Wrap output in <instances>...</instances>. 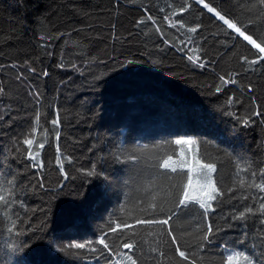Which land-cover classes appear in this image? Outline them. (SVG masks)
<instances>
[{"label":"trees","instance_id":"trees-1","mask_svg":"<svg viewBox=\"0 0 264 264\" xmlns=\"http://www.w3.org/2000/svg\"><path fill=\"white\" fill-rule=\"evenodd\" d=\"M233 2L250 5L253 0H229L230 4ZM182 3L183 0H0V65H3L0 68V88L5 90L0 93V114L6 113L5 122L0 123V153H3L0 160L5 165L10 163L13 170L23 172L25 184L38 185L42 180L47 186L54 187L58 181L64 182L56 164L58 146L65 157L72 158L71 164L65 158L62 162L66 171L75 175L76 168L87 169L93 163L102 164L99 157H108L114 137L125 139L127 148L136 143L148 144V154H175L178 158L180 146L175 145L174 140L187 133L197 144L185 146L186 153L189 148L198 150L204 162L215 163L217 173L214 178L222 180L218 186L226 193L236 179L237 163L241 167L251 164L248 173H241L246 182L250 180L251 170L264 167V123L261 122L264 118L252 117L255 123L244 127L219 106L224 105L228 97H233L239 98L241 103H233L229 111L240 117L250 114L253 100L264 110V63L257 64L255 71H244L247 66L240 61V55L251 59L258 53L240 41L235 50L219 46L211 49L218 60L215 71L211 67L193 71L182 54L164 44L161 33L156 32L158 26L164 38L174 43L177 37L184 38L163 19L172 11L168 4L178 7ZM160 8L165 11L161 12ZM148 15L156 19L155 26L151 21L135 26L137 20H146ZM181 16L188 26L199 21L195 6L190 13ZM203 19L207 28L214 29L207 15ZM242 19L246 21L247 18L242 16ZM252 30L264 33V20L258 21ZM113 33L120 39L114 40ZM113 58L119 61L135 59L139 63L121 68ZM152 60L161 63L154 65ZM13 64L17 67L13 68ZM60 64L64 67H59ZM28 67L35 71L30 72ZM45 71L48 76L43 75ZM233 72L238 73L233 77L237 84L227 85L225 92H210L204 87L218 83V74L227 78V74ZM21 74L22 78L17 79ZM96 76L103 78L97 82ZM30 91L40 93V105L36 104L35 95L29 96ZM37 107L41 114L39 124L35 118ZM97 109L98 115L93 116ZM57 117L60 120L59 140L50 123ZM130 121L134 130L129 127ZM32 127H36L35 133H31ZM19 133L35 138L34 150L38 143H45L44 149L40 150L44 162L42 171L31 168L30 164L25 168L28 161L24 159L27 146L22 144L23 135L17 136L23 155L19 159L13 158L11 137ZM154 144L158 147L153 148ZM238 156L246 157V160H238ZM47 157L49 166L46 165ZM102 166L112 175L121 172V166L113 164L110 159ZM257 182H260L259 177ZM79 183V180L75 185L69 182L66 191ZM98 183L85 184L84 190L94 192ZM252 191L258 196L264 195L255 189ZM231 195H226L225 211H228V197ZM47 199L37 188L36 194L30 195L29 207L42 208ZM62 200L65 202L62 205L60 201L53 202V212L57 205L69 207L72 197L65 196ZM199 211L202 210L197 205L192 215ZM213 216L219 219V209ZM39 219L40 213L36 212L34 222L38 223ZM99 223L96 220L94 226ZM176 227L192 233L186 239L195 243V222L191 221V216L183 217ZM261 228L264 225L254 218L247 229L249 238L245 240L242 226L228 228L225 225L219 234L223 239H218L216 244L245 252L259 264L260 253L264 251V240L259 239L261 233L258 229ZM142 236L147 243L140 241L144 255H141L139 264H156L148 256L155 255L150 253V246H156L158 237H148L146 233ZM92 238L91 233L76 237L78 242ZM3 242L4 236H0V245ZM164 250L167 255L159 258L160 264H173L172 253L166 245ZM216 251L221 249L217 247ZM61 259L73 264L75 258L69 255Z\"/></svg>","mask_w":264,"mask_h":264},{"label":"snow or ice","instance_id":"snow-or-ice-1","mask_svg":"<svg viewBox=\"0 0 264 264\" xmlns=\"http://www.w3.org/2000/svg\"><path fill=\"white\" fill-rule=\"evenodd\" d=\"M194 6L199 13V21L193 26H188L181 14L190 13ZM167 7L172 11L164 15L163 19L184 38L177 37L174 43L164 38L158 26L156 32L161 33L164 44L170 45L182 54V58L193 71L209 67L215 71L218 60L213 56L211 49L219 46L235 50L239 47L240 41L246 42V45L258 53L251 59L247 55H240V61L247 66L244 71H255L257 64L264 63V33L252 30L258 21L264 20V0H253L250 5L235 2L230 4L229 0L219 2L183 0L178 7L173 4H168ZM160 11L164 12L165 9L160 8ZM205 15L209 23L214 25V29H209L205 25L203 19ZM242 16H246V21ZM147 21H151L153 26L156 25V19L148 15L146 20H137L135 26L139 27ZM112 27L114 29L115 25ZM205 32L207 34H204ZM112 38L120 39L115 33ZM113 59L121 68L139 63L135 59L125 58L123 61ZM151 63L159 65L161 61L152 60ZM24 64L28 66V61ZM2 67L3 65H0V68ZM12 67L15 68L17 65L13 64ZM59 67L64 65L60 64ZM72 67L75 68V64ZM28 70L35 71L31 67H28ZM43 75L49 74L45 71ZM236 75L238 73H228L226 78L225 75L218 74V83L207 84L204 87L210 92L223 93L227 90V85L237 84V80L233 78ZM21 78L22 74L17 76V79ZM102 78L103 76L94 77L97 82ZM4 91L0 88V93ZM28 94L35 95L36 104L40 105L38 91H30ZM233 103L240 104L241 101L239 98L228 97L219 109L233 116L239 125L247 127L255 123L252 117L264 118V110L256 105L255 100L252 111L246 117L229 111ZM98 113L99 109L93 112V116ZM4 114H0V123L5 122ZM40 116L37 107L35 111L37 124ZM261 122L264 123V119ZM50 123L54 126L52 131L56 139L59 140L61 135L57 130L60 125L59 118L52 119ZM129 127L134 130L133 122L130 121ZM36 130V127H32L31 133H35ZM47 131L46 129L45 133ZM19 135L24 136L22 144L27 146L24 159L28 164H25V168L30 164L31 168L42 171L44 162L40 158V150L44 149L45 143H38L34 150L35 138H29L30 134L19 133L12 136L14 159H19L23 155L19 147L21 141L17 138ZM126 143L125 139L114 137L113 148L109 151L108 157H99L102 164L108 163L109 159L113 164H119L121 172L118 175H112L102 164L95 163L87 169L76 168L75 175H70L64 167L62 158L67 159L69 164L72 163V158L65 157L58 146L56 164L64 182L58 181L54 187L47 186L42 180L38 185H32L30 182L25 184L23 172L13 170L10 163L5 165L3 160H0V236H4V242L0 245V264H67L66 259L62 261L61 258H67L69 255L75 258L73 264L92 262L139 264L141 255H144L140 241L147 243L142 233H146L148 237H158L156 246H150V253L155 255L148 256L156 264H160L159 258L167 255L165 245L172 253L173 264H256L252 256L229 248L225 244L217 245L216 241L223 239L219 234L224 231L225 225L228 228L242 226L245 229V240L249 238L250 233L247 229L254 218L259 219V223L264 225V195L258 196L252 191L255 189L264 194V167H260L258 171L251 170V179L246 182L241 173H248L251 164L241 167V164L237 163L236 179L233 181V187L227 188L226 193L218 186L222 180L214 178L217 165L204 162L198 155V150L193 151L189 148L186 153L185 146L197 144V141L187 133L183 134L182 138L174 140L175 145L180 146L178 158H175V154H148L150 150L148 144L136 143L133 147L127 148ZM152 147H158V144ZM12 149H9V152H12ZM237 159L243 161L246 157L238 156ZM176 177L180 179L177 180ZM257 177L260 178V182H257ZM77 180L80 181L79 185L66 191L68 183L75 185ZM93 181L99 182L95 191L86 192L85 184H92ZM37 188L48 199L43 202L42 208H30V195L36 194ZM227 194L232 195L228 197L229 207L228 211H225ZM65 196L72 197L70 206L64 208L57 205V210L53 212V202L60 201L62 205L65 203L62 197ZM197 205L202 211L193 216L192 210ZM218 209L217 220L213 214L217 213ZM36 212L40 213L38 223L34 222ZM186 216H191V221L195 222V243H190L186 239L191 237L192 233L186 228L178 230L176 227L177 222ZM96 220L100 223L94 226ZM258 231L261 233L259 239L264 240V228ZM88 233H91L92 239L77 241L76 237ZM217 247L221 251L217 252ZM260 255L262 259L259 264H264V251H261Z\"/></svg>","mask_w":264,"mask_h":264},{"label":"rangeland","instance_id":"rangeland-1","mask_svg":"<svg viewBox=\"0 0 264 264\" xmlns=\"http://www.w3.org/2000/svg\"><path fill=\"white\" fill-rule=\"evenodd\" d=\"M47 158H48V160H47L48 162H47L46 165L49 166V164H50V163H49L50 159H49V157H47Z\"/></svg>","mask_w":264,"mask_h":264}]
</instances>
